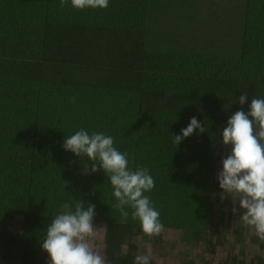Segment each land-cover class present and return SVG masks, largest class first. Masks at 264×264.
<instances>
[{
  "label": "trees",
  "instance_id": "1",
  "mask_svg": "<svg viewBox=\"0 0 264 264\" xmlns=\"http://www.w3.org/2000/svg\"><path fill=\"white\" fill-rule=\"evenodd\" d=\"M152 1L78 11L71 0H0V264H47L41 242L74 197L104 223L90 245L105 264L138 254L151 264H264V241L218 182L228 118L264 98V0H246L241 45L215 57L153 52ZM193 116L206 131L173 143ZM80 129L112 136L130 168L149 169L158 236L130 208L121 223L105 173L82 174L88 158L62 147Z\"/></svg>",
  "mask_w": 264,
  "mask_h": 264
},
{
  "label": "clouds",
  "instance_id": "2",
  "mask_svg": "<svg viewBox=\"0 0 264 264\" xmlns=\"http://www.w3.org/2000/svg\"><path fill=\"white\" fill-rule=\"evenodd\" d=\"M69 0H60V7L68 5ZM71 6L83 11L87 9H106L109 0H71ZM248 94L238 97L244 105ZM75 102V98H72ZM206 131L195 116L181 134L173 135V143L180 145L184 138L192 136L196 130ZM222 142L230 147L229 154L222 159V169L218 173L220 189L238 196L239 219L245 227L252 228L256 236L264 241V98L253 97L248 111L237 110L227 120L222 131ZM62 147L81 158L86 156L89 163L83 164L82 174L89 175L103 171L110 180L114 205L121 214V223L131 218L139 220L142 231L148 236H158L163 225L159 211L153 206L149 196L155 187L149 169L129 167L127 153L114 146V138L104 133L76 131L64 138ZM95 205L73 198L61 205L59 211L47 228L41 249L48 254L47 264H105L104 257L94 249L89 240L95 235ZM150 254H138L134 264H151Z\"/></svg>",
  "mask_w": 264,
  "mask_h": 264
},
{
  "label": "rangeland",
  "instance_id": "3",
  "mask_svg": "<svg viewBox=\"0 0 264 264\" xmlns=\"http://www.w3.org/2000/svg\"><path fill=\"white\" fill-rule=\"evenodd\" d=\"M221 7L225 11H216ZM245 14L246 0H153L149 47L163 54L231 56L241 45ZM94 224L95 235L89 244L96 248L94 239L102 234L104 223Z\"/></svg>",
  "mask_w": 264,
  "mask_h": 264
}]
</instances>
